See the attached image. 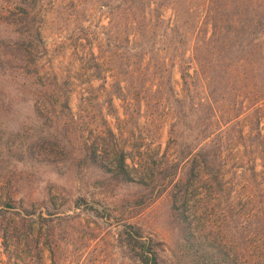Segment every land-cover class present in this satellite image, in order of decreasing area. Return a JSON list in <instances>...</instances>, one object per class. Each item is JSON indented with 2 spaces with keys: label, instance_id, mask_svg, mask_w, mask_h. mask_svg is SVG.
I'll list each match as a JSON object with an SVG mask.
<instances>
[{
  "label": "rangeland",
  "instance_id": "374dc122",
  "mask_svg": "<svg viewBox=\"0 0 264 264\" xmlns=\"http://www.w3.org/2000/svg\"><path fill=\"white\" fill-rule=\"evenodd\" d=\"M232 2L228 12L238 6L240 17L262 23L250 29L254 47L245 54L247 91L258 92L264 87V0ZM38 5L32 26L40 42L32 64L15 45L19 0H0V264H142L125 245L124 234L136 232L160 264L264 263V179L251 174V156L235 159L234 149L242 150L236 143L230 144L221 191L210 185L202 192L200 183L197 191L188 190L186 226L172 207V195L182 192V139L200 135L207 122L200 113L182 116V101L173 99H182L178 73H171V93L158 66L165 42L153 40L155 51L164 49L154 54L149 77L132 71L133 84L117 99L110 96L117 88L109 76H93L89 51L107 54V40L118 50L117 24L107 23L118 21L120 6L112 0ZM169 13L164 10L163 18ZM99 53V70L114 67ZM234 99L221 100L220 107L236 109L240 98ZM254 102L243 101L242 110ZM255 106L262 109L240 115L232 132L249 135L245 144L264 151V106ZM100 142L107 146L91 162L88 149ZM120 147L127 169L135 170L128 180L99 166H108L112 150Z\"/></svg>",
  "mask_w": 264,
  "mask_h": 264
},
{
  "label": "trees",
  "instance_id": "16d2710c",
  "mask_svg": "<svg viewBox=\"0 0 264 264\" xmlns=\"http://www.w3.org/2000/svg\"><path fill=\"white\" fill-rule=\"evenodd\" d=\"M233 0H112L120 7L118 8L120 18L118 21H110L108 18L107 26L117 24L120 37V46L112 49L109 41L105 46L108 48L107 54L101 55L99 52L93 54L89 51L91 62L93 61L96 73L101 74L99 79L103 81L109 76L117 88L115 96L120 99V94L126 91L127 85L133 84L132 71L143 70V78H148L147 68L154 54H158L164 48L155 51L153 40L165 42L166 55L160 57L158 62L159 69L164 73L169 91L172 92L170 83L172 82L171 73L175 69L178 73L179 84L182 90V99L173 98L175 101H182V116L200 113L204 115L207 122L205 131L197 137L182 139V192L172 195V207L176 208L182 216V224L187 225L188 190H196L197 184L204 186H216L221 191L223 183L226 158L231 142L242 147V150L235 148L236 160L240 161L246 154L250 157L249 170L252 175H258L264 179V151L257 145L245 144L249 135L241 134L237 131L234 136V126L236 123L251 113L259 112L261 106L255 103H262L264 106V87L263 91H253L249 93L245 83L249 75L246 64V55L250 48L254 47L253 41L248 40L247 35L253 28L262 24L248 20L245 15L243 18L238 14L239 7H234L233 11L228 12L229 4ZM39 0H19L18 12L12 21L18 25L20 33L15 42L16 48L23 55L25 60L32 64L36 62L34 52L40 42L39 30L33 27V23L39 16ZM234 6V4H233ZM221 10L219 12L218 10ZM169 10V16L163 18V11ZM245 14V10L243 9ZM114 23V24H113ZM254 30V29H253ZM257 30V29H255ZM254 32V31H253ZM255 33V32H254ZM253 33V34H254ZM240 53L236 55V53ZM102 56L104 64H112L114 67L105 65V69L97 68L100 62L97 61V54ZM108 58V59H106ZM117 64V65H115ZM95 71V70H94ZM93 72V71H92ZM52 85L55 80L52 81ZM237 87V88H236ZM45 88V86H44ZM237 91V93H236ZM48 90L42 91V96L48 97ZM62 94V93H61ZM233 95L231 100L228 99ZM62 106L68 111V95L63 93ZM247 96V97H246ZM250 96V97H249ZM237 107H220V101L227 100L236 103ZM255 99V102L242 110L241 104L248 99ZM257 98V99H256ZM243 99V100H242ZM235 110V111H234ZM241 119H239V116ZM116 119L117 115H112ZM261 116H256L254 122L258 125ZM236 120V123L233 122ZM213 125L214 129L208 131ZM214 130V131H213ZM255 134L261 137L259 128ZM109 138L113 137V132L107 128ZM107 146L105 142L92 143L88 149L87 157L91 162H95V152L98 148L103 149ZM113 149V148H112ZM126 153L120 147L113 149L109 159V165H99L104 171L114 177L121 179H131L129 170L135 171L133 167L127 169L125 159ZM258 162L255 163L254 160ZM134 162L132 161V166ZM255 165L259 166L257 171ZM143 176H149L144 172ZM143 180V179H140ZM180 192V193H179ZM192 192V193H193ZM182 194V195H181ZM182 207V209H181ZM15 230V227H11ZM125 245L130 246L131 250H136L135 257L142 264H160L155 252L150 248L148 242L143 241L139 232L125 233ZM132 243V244H131ZM264 264V263H262Z\"/></svg>",
  "mask_w": 264,
  "mask_h": 264
}]
</instances>
